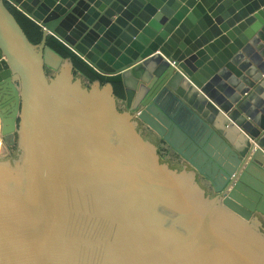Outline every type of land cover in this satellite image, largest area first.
Wrapping results in <instances>:
<instances>
[{
	"label": "water",
	"instance_id": "water-1",
	"mask_svg": "<svg viewBox=\"0 0 264 264\" xmlns=\"http://www.w3.org/2000/svg\"><path fill=\"white\" fill-rule=\"evenodd\" d=\"M10 1L43 38L0 0V91L16 100L0 116V264H264V124L242 116L264 0ZM48 36L124 87L142 78L134 104Z\"/></svg>",
	"mask_w": 264,
	"mask_h": 264
},
{
	"label": "trees",
	"instance_id": "trees-1",
	"mask_svg": "<svg viewBox=\"0 0 264 264\" xmlns=\"http://www.w3.org/2000/svg\"><path fill=\"white\" fill-rule=\"evenodd\" d=\"M6 7L13 14L29 41L34 45L40 44L43 38L42 28L7 3ZM46 45L62 58L71 59L74 64L75 74L82 77L89 85L95 81H99L102 85L111 83L114 86L116 97L119 98L123 96L120 76L107 77L99 74L80 57L75 55L69 48L52 36H48Z\"/></svg>",
	"mask_w": 264,
	"mask_h": 264
},
{
	"label": "crops",
	"instance_id": "crops-1",
	"mask_svg": "<svg viewBox=\"0 0 264 264\" xmlns=\"http://www.w3.org/2000/svg\"><path fill=\"white\" fill-rule=\"evenodd\" d=\"M252 51L254 52L253 48ZM248 68L249 67L246 69ZM237 69L241 74H245V69H241L240 67H237ZM141 85H144L142 78H137L135 76L128 77L127 85L125 87L122 85L123 96L118 98V105L121 110H125L127 94H129L131 98L132 105L134 104ZM243 98L246 99L245 101L247 102V105L245 106V113H243L242 116H245V118L247 116L248 121L254 119L264 124V75H262V79L256 84V87L250 89V91L246 93ZM167 159L174 162L176 160L173 156L172 158L166 156L164 160L168 161Z\"/></svg>",
	"mask_w": 264,
	"mask_h": 264
},
{
	"label": "flooded vegetation",
	"instance_id": "flooded-vegetation-1",
	"mask_svg": "<svg viewBox=\"0 0 264 264\" xmlns=\"http://www.w3.org/2000/svg\"><path fill=\"white\" fill-rule=\"evenodd\" d=\"M86 82V81H85ZM90 86V85H89ZM16 108V100L15 97L13 95V91L9 88V83H3L2 86V90L0 91V116L5 115V116H11L14 112ZM21 107H19L20 109ZM17 123L19 124V120L17 121ZM15 141H16V145L14 146V148L11 149V156L15 157L14 155L17 154V150H18V135L15 134ZM160 155L163 159H165V157L167 155H165V152L161 149L160 150ZM175 157V162L174 161H168L170 162V164L172 166H177V161H179V158L173 153V155L169 156L170 158ZM198 181L206 188V190L208 192H211V188L208 187L206 181L202 178H198Z\"/></svg>",
	"mask_w": 264,
	"mask_h": 264
},
{
	"label": "built area",
	"instance_id": "built-area-1",
	"mask_svg": "<svg viewBox=\"0 0 264 264\" xmlns=\"http://www.w3.org/2000/svg\"><path fill=\"white\" fill-rule=\"evenodd\" d=\"M7 4H9L10 6H12L13 8H15L17 10V7L15 6V4L10 1V0H4ZM32 20V19H31ZM33 21V20H32ZM35 22V21H34ZM36 23V22H35ZM171 64L174 66V62H171Z\"/></svg>",
	"mask_w": 264,
	"mask_h": 264
}]
</instances>
